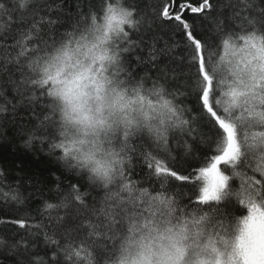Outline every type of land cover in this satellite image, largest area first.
<instances>
[{"label":"snow or ice","instance_id":"obj_1","mask_svg":"<svg viewBox=\"0 0 264 264\" xmlns=\"http://www.w3.org/2000/svg\"><path fill=\"white\" fill-rule=\"evenodd\" d=\"M252 8L237 0L238 23L215 21L209 36L212 0L159 7L180 37L185 107L156 46L145 56L131 38L141 20L124 0H99L58 38L44 30L53 21L37 20L35 0H0V38L18 49L15 86L44 105L26 144L40 140L76 177L60 202L45 203L57 210L46 264H264V9L253 16ZM133 54L159 75L134 71ZM174 140L199 154L195 164L181 166ZM136 164L146 169L139 179ZM82 181L99 189L92 203ZM10 198L23 203L15 192ZM21 212L0 225L19 236L10 247L31 257L28 238L42 225Z\"/></svg>","mask_w":264,"mask_h":264},{"label":"trees","instance_id":"obj_2","mask_svg":"<svg viewBox=\"0 0 264 264\" xmlns=\"http://www.w3.org/2000/svg\"><path fill=\"white\" fill-rule=\"evenodd\" d=\"M165 0H124L126 5L130 4L135 8L137 19L141 20L137 30H129L131 38L136 40L140 48L144 49L146 56L148 48L153 44L159 50L158 64L161 70H167L168 83L177 91V103L188 101L179 95L178 90L184 83L182 66V47L174 46L180 37L172 33L171 28L165 27V22L158 18L157 12ZM38 13L37 20L47 25L53 21V25L47 26L44 30L57 36L66 29L70 30L81 14L92 11L93 5H98L99 0H35ZM213 11L208 20L204 23V29H209V36L212 35L211 25L215 27V21L223 24L225 21L235 25L238 22L232 19L233 6L237 0H212ZM253 8L251 14L258 16L261 9H264V0H252ZM247 15V13H246ZM203 30V29H202ZM2 37V34H0ZM18 49L12 41L7 42L0 38V219L5 216L11 217L16 210H22L21 214H29L37 217V223L42 225L39 228V235L28 239L35 241L29 249L34 255L29 257L24 253L23 248L19 250L10 247L11 242L19 239V236L10 234L0 225V237L6 240V246L0 248V264H26L31 260L35 264L37 258L46 262L51 258L54 245L45 243V233L52 234L50 217L57 215V210H45V203L57 204L62 200L68 190L70 183L75 182L76 177L66 172L57 158L50 154L48 147L40 140H34L30 145L26 144L29 133L33 126L38 123L37 117L44 107L41 97H29L23 88L17 89L16 82L21 79V73L17 70L15 56ZM139 51V48L135 49ZM132 68L141 75L147 73L155 77L159 75L156 68L151 66L138 65L133 54ZM176 139L183 142L179 134ZM191 143V138H188ZM176 152H180V164L187 168L189 164H195L198 153L193 151L191 155L178 147L175 140L172 144ZM139 154V148H137ZM187 161V163H185ZM146 171L140 164H136L131 175L139 179ZM82 191L85 199L92 203V197L96 196L99 189L88 186L82 181ZM140 187H148L142 182ZM152 192L159 190L158 184H153L149 189ZM18 194L23 203H17L10 197L12 193ZM186 199V198H185ZM183 202V201H181ZM64 215L65 209L58 210ZM76 212V207L71 209Z\"/></svg>","mask_w":264,"mask_h":264}]
</instances>
